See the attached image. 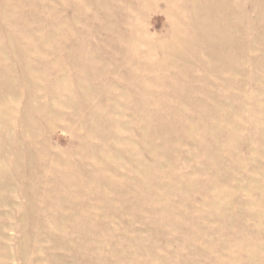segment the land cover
Segmentation results:
<instances>
[{
  "label": "rangeland",
  "instance_id": "rangeland-1",
  "mask_svg": "<svg viewBox=\"0 0 264 264\" xmlns=\"http://www.w3.org/2000/svg\"><path fill=\"white\" fill-rule=\"evenodd\" d=\"M0 264H264V0H0Z\"/></svg>",
  "mask_w": 264,
  "mask_h": 264
}]
</instances>
